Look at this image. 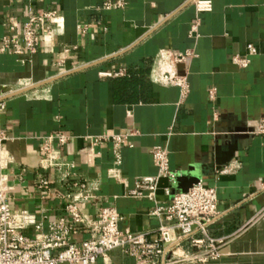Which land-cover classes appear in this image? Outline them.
Listing matches in <instances>:
<instances>
[{"label": "crops", "instance_id": "1", "mask_svg": "<svg viewBox=\"0 0 264 264\" xmlns=\"http://www.w3.org/2000/svg\"><path fill=\"white\" fill-rule=\"evenodd\" d=\"M103 1L0 0V37L7 34L5 23L20 37L21 23L40 10H55L63 26L62 35L44 38L28 58L0 55V92L6 97L0 133L12 158L5 170L11 207L29 213L45 231L49 222L66 217L64 206L77 191L89 188L93 198L82 206L86 221L113 207L121 230L154 238L159 221L150 213L169 204L178 188L166 195L167 182L160 179L153 199L125 193L135 179L156 175L150 150L162 146L170 170L199 176L215 190L218 216L206 234L221 241L217 259L172 264H264V135L256 134L264 115V0H209L210 12H196L194 0H124L123 9L112 11L101 10ZM195 23L197 36L190 37ZM78 25L91 32L80 36ZM247 44L257 54L240 70L231 56L244 54ZM186 50L196 56L184 64L170 62ZM166 70L186 74L184 98L177 87L160 83ZM113 72L121 74L105 75ZM60 133L67 137L61 147L54 139ZM116 133L127 137L117 165L110 142L93 144ZM47 137L61 160L73 165V176L61 180L57 170H41ZM40 175L49 180L47 191L37 188ZM23 234L33 237L34 226ZM89 237L87 227L79 226L73 242ZM95 264L135 262L115 249Z\"/></svg>", "mask_w": 264, "mask_h": 264}, {"label": "built area", "instance_id": "2", "mask_svg": "<svg viewBox=\"0 0 264 264\" xmlns=\"http://www.w3.org/2000/svg\"><path fill=\"white\" fill-rule=\"evenodd\" d=\"M193 5L196 12H210L212 8L209 0H194ZM124 6V0H104L101 10H118ZM3 26L7 34L0 37V55L9 52L16 57L28 58L36 52L44 38L53 41L56 36L63 34V26L55 10H40L28 15L21 23L20 37L14 34L13 25L5 23ZM196 28L197 23L191 27L188 33L190 37L197 36ZM77 32L84 37L91 32V28L88 25H78ZM245 50L244 54L235 53L231 56V63L240 70L246 69L251 58L257 54L253 44H247ZM195 56L192 51L186 50L172 55L170 62L173 65L184 64ZM120 74L113 72L105 75ZM160 83L177 87L183 98L189 91L185 73L166 70L160 76ZM2 96L0 92V121L6 109ZM208 99L211 102L214 100V89L208 91ZM212 120H218L217 111H214ZM256 134L264 135V115L258 122ZM126 138V135L116 133L95 139L93 144L110 142L114 150V164L117 165L119 150L125 144ZM4 139L0 133V264H95L99 257L115 249L131 257L135 264H172L189 260L206 262L220 257L221 241L211 239L206 234L208 226L218 216L217 195L213 188L204 186L201 180L185 192L177 191L171 196L169 204L155 205L150 213L159 221L154 238L129 229L121 230V217L113 207L101 208L93 220L86 221L82 206L93 198V190L89 188L77 191L64 206L66 217L49 222L44 231L41 224H36L29 213L13 209L10 205L5 170L12 163V158L2 145ZM54 139L60 147L67 141L62 133ZM42 152V171L57 170L61 180L74 175L70 172L73 165L61 160L59 151L53 147L52 137L43 139ZM150 156L157 171L156 175L135 179L133 187L126 190L127 197L153 199L160 179L167 182L164 189L166 195H169V188L176 187L180 175L169 169L166 147H153ZM49 185V180L40 175L37 188L47 191ZM29 226L35 228L33 237L23 234ZM79 226L87 227L90 237L76 244L73 236ZM194 249L197 251L193 252Z\"/></svg>", "mask_w": 264, "mask_h": 264}, {"label": "water", "instance_id": "3", "mask_svg": "<svg viewBox=\"0 0 264 264\" xmlns=\"http://www.w3.org/2000/svg\"><path fill=\"white\" fill-rule=\"evenodd\" d=\"M120 53L116 54V55H112L111 57L107 58V59H110V58H113L115 56H118ZM105 59V60H107ZM103 60L101 61H96V62H93V63H89V64H86V65H83L77 69H74L62 76H65V75H68V74H71V73H74L76 71H79V70H83V69H87L89 67H92V66H95L97 64H99L100 62H102ZM61 77V76H59ZM59 77H56V78H52V79H49V80H46V81H43V82H40V83H37V84H34V85H31L29 87H26V88H23L21 90H18L16 92H13L11 93L10 95H7L8 97L9 96H14V95H18V94H22V93H25L27 91H30V90H33V89H36L38 87H41L43 85H46L56 79H58ZM6 97H2L1 99L4 100ZM201 180V177L199 176H185L183 175L182 177H179L177 179V185L176 187L178 188L179 191H182V192H185L188 188H190L193 184H196L198 183L199 181Z\"/></svg>", "mask_w": 264, "mask_h": 264}]
</instances>
